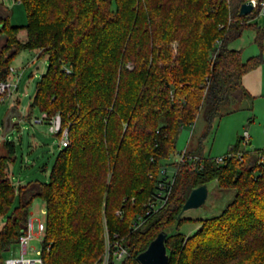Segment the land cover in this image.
<instances>
[{"label":"trees","instance_id":"1","mask_svg":"<svg viewBox=\"0 0 264 264\" xmlns=\"http://www.w3.org/2000/svg\"><path fill=\"white\" fill-rule=\"evenodd\" d=\"M16 1L26 12L22 28L0 1V81L8 79L20 50L46 56L47 70L25 118L35 108L58 113L69 145L58 152L48 182L15 191L7 173L14 145L4 141L0 215L8 213L16 192L19 204L0 227V264L35 197L46 207L44 264L98 259L104 214L108 230L130 247L131 257L120 264H139L136 256L160 231L167 232V264H264V166L256 150L238 151L240 137L224 164L202 158L178 165L166 203L141 215L138 228L131 224L136 213L129 219L115 214L131 197L137 207L141 203L140 212L145 209L144 199L156 194L162 160L199 113L209 129L215 118L252 98L242 76L262 58L244 62L240 50L228 47L247 28L261 47L263 30L252 21L257 11L239 15L248 0H114V7L113 0ZM211 180L234 195L217 215L196 219L200 227L185 236L178 228L191 219L177 217L181 207L192 189Z\"/></svg>","mask_w":264,"mask_h":264},{"label":"rangeland","instance_id":"2","mask_svg":"<svg viewBox=\"0 0 264 264\" xmlns=\"http://www.w3.org/2000/svg\"><path fill=\"white\" fill-rule=\"evenodd\" d=\"M114 7V0L112 1ZM10 9L13 11L12 24L24 27L27 23L26 12L24 6L19 2ZM256 26L263 30L261 47L255 41V30L247 28L243 31L240 37L228 43V47L241 51L242 60L246 62L250 57L260 55L262 62L260 68V81L263 87L262 95L246 98L238 109L224 114L221 117L215 118L209 129L202 113L197 115L196 120L192 125H185L178 133L176 139L175 150L168 157L164 158L161 166H165L167 175L172 176L174 167L172 163L177 159L178 154L187 149V151L199 150L193 153L199 158H218L227 154L230 148L237 145L239 137L244 131L249 134V144L245 146L239 142L238 151L243 152L264 149V15H258L252 20ZM25 35L24 29L19 32V38L22 39ZM48 67V58L40 56L37 50L22 49L10 62V75L14 76L12 80L16 81L17 73H21L17 81V88L12 90V94L7 96L3 102H0V137H2L3 126L10 123L11 113L10 105L16 103L18 109L24 114L22 119H25L27 108L29 107L35 93L36 83L40 77L46 72ZM18 99L19 102L14 101ZM38 110H34L32 115L38 116ZM17 121L15 117L14 122ZM21 129L14 128L6 135V140L13 142L14 152L13 160L8 164V177L17 191L19 186H24L30 182L46 183L50 179L52 166L58 152L62 149L59 147V140L56 134L49 133L44 129L42 136L35 137L33 125L28 121L18 125ZM1 143V141H0ZM163 167H160L162 169ZM160 178V176L158 177ZM208 196L205 203L198 207L185 211L182 217L190 218L191 220L183 221L178 230L185 236L194 233L199 227L200 222L196 219H205L215 216L221 212L225 205L232 199L234 191L232 189L222 188L217 184L216 180H211L206 183ZM144 199V208L141 212L140 205L137 207L134 203V197L126 200L125 211L120 208L115 210V214L122 218L127 215V219L132 218V214L137 216L147 213L148 204L153 202L150 197ZM19 204L18 194L10 205L7 214L0 215V227L7 221V215L10 214ZM29 212L33 219L45 221L46 207L45 202L40 197H35L29 205ZM126 212V213H124ZM129 217V218H128ZM135 216L131 222L134 223ZM107 224V217L102 215L101 227ZM170 233L173 232L169 230ZM45 238L40 235L32 239L29 243L27 256L35 257V253L31 251V247L40 249L41 241ZM13 256V251L7 250L2 253L3 259Z\"/></svg>","mask_w":264,"mask_h":264},{"label":"built area","instance_id":"3","mask_svg":"<svg viewBox=\"0 0 264 264\" xmlns=\"http://www.w3.org/2000/svg\"><path fill=\"white\" fill-rule=\"evenodd\" d=\"M252 3V11H257L258 15H264V0H248ZM251 11V12H252ZM220 41H217V45H220ZM9 70H12L9 68ZM18 74V73H17ZM20 74L17 76V80L6 79L0 81V102H3L5 98L12 94V90L17 87V81ZM32 124H46L48 131L51 134H56L59 140V147L64 148L69 145V136L67 127H62L61 118L58 113L51 116H47L46 113L41 112V115L31 119ZM240 142L245 146L249 144V134L244 131L243 135L240 137ZM256 157L258 165L264 166V149L256 150ZM232 154H225L224 156L218 158H212L217 164H224L227 159H229ZM202 158L191 154L189 151L184 150L178 154L177 159L172 163L174 167V172L172 176L167 175L165 166L160 169V178L157 181V190L154 195L153 202L148 204L147 213L151 209H156V207H161L166 203L169 190L168 186L172 185L174 182V175L176 173L178 165L186 164L188 162L201 161ZM143 223V219L140 216L136 217L132 227L133 230L138 228ZM45 221L35 220L29 215L27 218L24 229L19 234L16 242L13 246L9 247L8 250L13 251V256L7 259H3V264H44L42 258L43 245L40 249H35L31 247V251L35 253V257L27 256V251L29 249V243L32 239L37 238L40 235L45 236ZM43 243V240L41 241ZM131 257V251L129 244L125 241L123 236L117 231H109L107 226L104 225L103 233V250L101 255L94 262L90 264H120L125 259Z\"/></svg>","mask_w":264,"mask_h":264},{"label":"water","instance_id":"4","mask_svg":"<svg viewBox=\"0 0 264 264\" xmlns=\"http://www.w3.org/2000/svg\"><path fill=\"white\" fill-rule=\"evenodd\" d=\"M251 11H252V3L251 1H247L241 5L239 9V15H248ZM9 125L10 123L4 126L3 133H2L3 137L6 135V133L10 129ZM2 144H4V141H1L0 145ZM207 196H208V189H207L206 184H202L192 189L186 201L183 203L181 210L177 217L179 218L185 211L189 209L198 208L202 206L205 203ZM166 236H167L166 231H160L157 234V236L148 244L146 249L140 252L136 256V260L139 262V264H167L168 263V254H167V250L165 246Z\"/></svg>","mask_w":264,"mask_h":264},{"label":"crops","instance_id":"5","mask_svg":"<svg viewBox=\"0 0 264 264\" xmlns=\"http://www.w3.org/2000/svg\"><path fill=\"white\" fill-rule=\"evenodd\" d=\"M2 1L6 7H8L10 9V6L11 5H15V4H18L19 1H16V0H0ZM11 10V9H10ZM12 16H13V11L11 10V18H10V21L12 20ZM12 23V21H11ZM24 38V37H23ZM22 38V39H23ZM4 41L3 37H0V44ZM262 73V69L260 68V64L253 68L252 70L248 71L247 73H245L243 76H242V85L243 87L247 90V92L249 93V95L252 97V96H256V95H262L261 93L263 92V87H262V84H261V81H260V74ZM16 74H17V71H16ZM18 74H21V73H18ZM17 74V75H18ZM13 75H9V79H13ZM17 88V87H16ZM14 101L16 102H19L18 99H15ZM34 110H38L37 108H35ZM33 110V111H34ZM10 111L11 113H13L10 117H11V120H10V129L8 130V132L6 133V135L8 133L11 132V130H13L14 128H18V130H20L21 128L18 127V125L22 122H26L28 121L31 125H33V131L36 133L35 137H39V136H42L43 134V130L46 129L48 131V127L46 124H32L31 123V119L32 118H35V117H38L41 115V112L38 110L39 114L38 116H34L33 115L30 117V119H22V116H24V114L18 109V107L16 106V103L15 102H12L11 105H10ZM15 117H17V122L14 123V119ZM2 130L4 129V126L2 124ZM49 132V131H48ZM6 135L3 137H0V141H5L6 140ZM5 151V148H4V145H0V154L4 153Z\"/></svg>","mask_w":264,"mask_h":264}]
</instances>
